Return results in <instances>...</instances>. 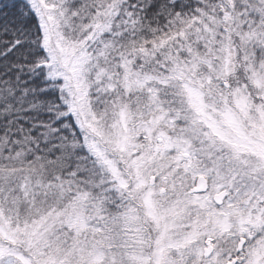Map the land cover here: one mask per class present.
<instances>
[{
	"label": "snow or ice",
	"instance_id": "1",
	"mask_svg": "<svg viewBox=\"0 0 264 264\" xmlns=\"http://www.w3.org/2000/svg\"><path fill=\"white\" fill-rule=\"evenodd\" d=\"M0 264H264V0H0Z\"/></svg>",
	"mask_w": 264,
	"mask_h": 264
}]
</instances>
